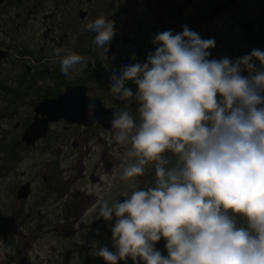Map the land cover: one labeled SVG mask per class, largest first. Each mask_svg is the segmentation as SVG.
I'll return each instance as SVG.
<instances>
[{
  "label": "flooded vegetation",
  "instance_id": "af4514ba",
  "mask_svg": "<svg viewBox=\"0 0 264 264\" xmlns=\"http://www.w3.org/2000/svg\"><path fill=\"white\" fill-rule=\"evenodd\" d=\"M45 2L37 18L42 0H0V120L13 121L0 126V264H106L92 254L104 247L115 252V218L97 219L94 212L101 196L122 202L155 184L154 164L134 182L119 179L125 146L115 141L110 120L114 105L124 102L109 93L110 76L144 63L155 51L156 34L180 33L184 26L214 38L209 59L234 61L254 48L264 51V0ZM101 15L115 21L106 64L92 44L94 34L85 31ZM36 20L41 27L32 28ZM57 48L85 57L86 67L77 65L69 79ZM125 86L135 93L131 81ZM89 101L94 113L86 110ZM137 107L133 101L127 110L136 115ZM29 125L32 137L23 138ZM165 156L175 162L171 153ZM165 243L155 244L164 257Z\"/></svg>",
  "mask_w": 264,
  "mask_h": 264
},
{
  "label": "clouds",
  "instance_id": "9594fccd",
  "mask_svg": "<svg viewBox=\"0 0 264 264\" xmlns=\"http://www.w3.org/2000/svg\"><path fill=\"white\" fill-rule=\"evenodd\" d=\"M114 25L103 15L85 25L105 64ZM152 43L155 51L144 63L110 76L109 93L124 102L114 105L110 120L115 141L125 146L119 179L134 182L154 164L155 184L122 202L101 196L94 212L97 219L115 218V252L104 247L92 254L106 264L128 258L134 264H264V51L209 59L214 38L187 26L176 34L162 31ZM55 54L69 79L77 65H87L67 49ZM133 101L136 115L127 110ZM95 107L89 101L86 110ZM161 239L166 257L155 249Z\"/></svg>",
  "mask_w": 264,
  "mask_h": 264
},
{
  "label": "rangeland",
  "instance_id": "374dc122",
  "mask_svg": "<svg viewBox=\"0 0 264 264\" xmlns=\"http://www.w3.org/2000/svg\"><path fill=\"white\" fill-rule=\"evenodd\" d=\"M32 2L34 1V0H31ZM46 0H42V7H41V10H40V12H38V13H36L35 14V17H37V18H39L42 14H44V12L47 10L46 9V2H45ZM27 2H30V0H27ZM36 25V27L38 28V27H41L40 25L38 26V24H37V20L35 21V23H33V21H31L30 22V26L33 28L34 26ZM34 31V30H33ZM11 123H13V121H1L0 120V126H1V128H8L9 127V125L11 124ZM238 226H241V223L238 221Z\"/></svg>",
  "mask_w": 264,
  "mask_h": 264
},
{
  "label": "water",
  "instance_id": "95a60500",
  "mask_svg": "<svg viewBox=\"0 0 264 264\" xmlns=\"http://www.w3.org/2000/svg\"><path fill=\"white\" fill-rule=\"evenodd\" d=\"M75 114L78 116V117H82V113L81 112H75ZM32 137V133H31V125H29L26 129H25V132L23 134V138H27V139H30Z\"/></svg>",
  "mask_w": 264,
  "mask_h": 264
}]
</instances>
